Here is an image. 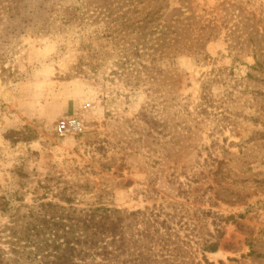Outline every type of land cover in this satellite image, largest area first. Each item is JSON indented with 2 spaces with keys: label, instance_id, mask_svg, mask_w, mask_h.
<instances>
[{
  "label": "rangeland",
  "instance_id": "374dc122",
  "mask_svg": "<svg viewBox=\"0 0 264 264\" xmlns=\"http://www.w3.org/2000/svg\"><path fill=\"white\" fill-rule=\"evenodd\" d=\"M35 1L0 0L3 264H41L20 252L50 201L154 221L126 230L112 264H264V0H120L119 15L150 13L149 32L203 38L137 85L112 75L115 57L97 72L81 59L101 25L41 33L11 16ZM72 117L81 131L58 137Z\"/></svg>",
  "mask_w": 264,
  "mask_h": 264
},
{
  "label": "trees",
  "instance_id": "16d2710c",
  "mask_svg": "<svg viewBox=\"0 0 264 264\" xmlns=\"http://www.w3.org/2000/svg\"><path fill=\"white\" fill-rule=\"evenodd\" d=\"M120 4V0H70V4L67 0H36L33 7H15L11 16L21 15L24 21L27 17L36 19L41 24V33H73L87 26L101 25L100 30L93 31L99 42L97 49L82 46L81 59L87 60V67L97 72L103 63L115 57L116 70L112 75L120 78L126 73L129 85H137L141 79L144 83L147 80L154 83L155 76L163 72L160 67H168L203 40L186 39L170 31V26L161 27L157 33L149 32L154 24L150 13L131 10L119 15ZM59 201L72 203L66 197ZM28 217L32 220L29 231L33 235L25 237L29 246L20 253L24 257L39 258L41 264H112L119 248L130 243L126 240V230L138 224L145 228L154 223L140 211L125 213L106 207L77 210L51 201L40 203ZM8 230L14 232L13 228ZM13 239L9 237L10 241ZM205 250L216 251L211 245ZM3 261H6L4 257H0V264Z\"/></svg>",
  "mask_w": 264,
  "mask_h": 264
},
{
  "label": "built area",
  "instance_id": "2783aa9c",
  "mask_svg": "<svg viewBox=\"0 0 264 264\" xmlns=\"http://www.w3.org/2000/svg\"><path fill=\"white\" fill-rule=\"evenodd\" d=\"M82 122L75 117L64 118L57 122L54 132L58 137H66L68 135H74L81 131Z\"/></svg>",
  "mask_w": 264,
  "mask_h": 264
},
{
  "label": "bare ground",
  "instance_id": "6f19581e",
  "mask_svg": "<svg viewBox=\"0 0 264 264\" xmlns=\"http://www.w3.org/2000/svg\"><path fill=\"white\" fill-rule=\"evenodd\" d=\"M6 97H9V95H7Z\"/></svg>",
  "mask_w": 264,
  "mask_h": 264
}]
</instances>
